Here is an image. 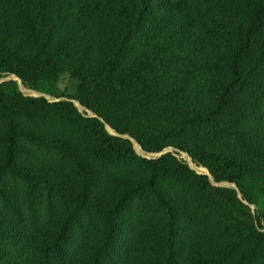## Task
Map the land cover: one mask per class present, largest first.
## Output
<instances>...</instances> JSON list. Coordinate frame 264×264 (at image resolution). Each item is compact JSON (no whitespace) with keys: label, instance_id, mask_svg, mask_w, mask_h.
<instances>
[{"label":"trees","instance_id":"1","mask_svg":"<svg viewBox=\"0 0 264 264\" xmlns=\"http://www.w3.org/2000/svg\"><path fill=\"white\" fill-rule=\"evenodd\" d=\"M3 79L0 264H264V0H0Z\"/></svg>","mask_w":264,"mask_h":264},{"label":"rangeland","instance_id":"2","mask_svg":"<svg viewBox=\"0 0 264 264\" xmlns=\"http://www.w3.org/2000/svg\"><path fill=\"white\" fill-rule=\"evenodd\" d=\"M6 79H3V80H1L0 81V83L2 82V81H5ZM67 78L66 77H64V78H62V81H61V86L64 88L65 87V85L67 86ZM22 89H23V91L26 93V94H28V95H36L35 93H33V92H26L25 90H24V88L22 87ZM79 109H80V111H84V109L83 108H81L79 105L77 106ZM136 150H137V152H138V155L140 156V157H142V158H149V159H157V158H159L160 157V155H151V156H145V155H143V154H141L140 153V151H139V149H138V147H136ZM171 152V151H170ZM186 160V159H185ZM187 162H190V164H191V161L190 160H186ZM195 167H197V166H195ZM197 170L200 172V173H202V172H204V170L203 169H201V168H197ZM227 187H229V186H227ZM252 210L253 211H256L257 209L255 208V207H252Z\"/></svg>","mask_w":264,"mask_h":264},{"label":"water","instance_id":"3","mask_svg":"<svg viewBox=\"0 0 264 264\" xmlns=\"http://www.w3.org/2000/svg\"><path fill=\"white\" fill-rule=\"evenodd\" d=\"M3 82V81H2ZM21 84V83H20ZM23 86H22V84H21V88H22ZM23 90V89H22ZM79 104H77V106H78ZM91 116H94L93 114H91ZM134 145H135V147H138V149H140L141 151H142V149L138 146V144L136 143V142H134ZM171 150H167L166 152L168 153V152H170ZM161 156V155H160ZM230 188H233L234 189V186H229Z\"/></svg>","mask_w":264,"mask_h":264},{"label":"built area","instance_id":"4","mask_svg":"<svg viewBox=\"0 0 264 264\" xmlns=\"http://www.w3.org/2000/svg\"><path fill=\"white\" fill-rule=\"evenodd\" d=\"M171 152H173V151H171ZM177 158L180 159V160H183V161L188 160V159L184 158V157L181 156V155H177ZM185 159H186V160H185ZM186 162H187V161H186ZM188 163H190V162H188Z\"/></svg>","mask_w":264,"mask_h":264}]
</instances>
